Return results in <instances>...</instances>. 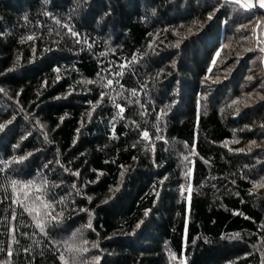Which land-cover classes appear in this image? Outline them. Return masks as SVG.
I'll return each instance as SVG.
<instances>
[{"label":"trees","instance_id":"obj_1","mask_svg":"<svg viewBox=\"0 0 264 264\" xmlns=\"http://www.w3.org/2000/svg\"><path fill=\"white\" fill-rule=\"evenodd\" d=\"M262 48L229 0H0V264H264Z\"/></svg>","mask_w":264,"mask_h":264},{"label":"snow or ice","instance_id":"obj_2","mask_svg":"<svg viewBox=\"0 0 264 264\" xmlns=\"http://www.w3.org/2000/svg\"><path fill=\"white\" fill-rule=\"evenodd\" d=\"M229 2L238 5L240 8H243V9L246 10V11H247V10H251V9L257 7V6H258L259 8H261V9H264V0H255V3H253V0H229ZM212 18H213V14H210L209 17H208V19L211 20ZM57 23H59V21H57ZM259 23H260V22L258 21L257 24H259ZM65 27H68V31H69V33H70L73 37H78V36H79V34H78L77 32H75L71 27H69V26H67V25H65ZM24 39H26V40H28V41H31V40L34 39V37H33L32 35H29V36H27V37L24 38ZM22 42H24V41L22 40ZM77 43H80V40H79V39H77ZM175 46L178 47V46H179V43H177V45H175ZM261 51L264 52V48H262ZM217 55H219V53H217ZM213 63H215V60L213 61ZM19 66H20V64H19V58H18L17 61H16V64L14 65V67H19ZM126 66H127V65H121L122 68H123V67H126ZM12 70H13V69H9V71H12ZM56 71H59V69H56ZM120 74H121V73H117V75H120ZM57 79H59V77H57ZM248 79H252V77H249ZM85 83H91V81H85ZM112 83H113V81L109 79V80L107 81V83L104 84L103 86H104V87H109V86L112 85ZM134 94H135V93H134ZM262 99H264V97H262ZM113 103H114L115 106L119 109V112L117 113V115L119 116L121 113L124 112V109H123V107H121L119 104H116V103H115V99H114V98H113ZM234 103H238V102H234ZM164 115H166V112L162 109V110H161V113H160L159 115H157V120H161V119H163V116H164ZM89 117H91V113H89ZM121 118H123V117L121 116ZM63 119H64V118L61 117V121H63ZM9 123H10V122H9ZM3 127H4L3 125H0V130H2ZM45 138L47 139L46 136H45ZM142 139H144V140H148V139H149V133H148L147 130H145V131L142 133ZM157 139H161V137H157ZM234 142H235V141H234ZM253 143H255V142H253ZM30 155H32V154L29 153V156H30ZM25 159H27V157H18V158H17V157H14L12 162L19 163V162H22V161L25 160ZM0 170H2V169H0ZM74 174L78 175V173H74ZM100 175H102V173H101ZM123 176H124V173L121 172V179H123ZM12 185H13V188H15V181L12 182ZM46 187H47V181H44V182H42V184H41L40 186H38V187L36 188V191H37V192H41V196H37L36 199L41 201V204L43 205V207H44L45 209L51 207V205H50L49 203H47V202H45V201L42 200V191H41V190L44 189V188H46ZM73 187H76V185H73ZM115 191H119V189L117 188ZM182 191H183V186H182ZM105 203H107V201H105ZM26 210H28V209H26ZM29 211H30V210H29ZM81 211H86V210H85V209H81ZM37 215L39 216L40 213H37ZM44 215H46V216H50V217H51L50 222H51V221L59 222V219L63 216V213H57L56 215H51V213H47V212H46ZM147 215H148V213L145 212V216H147ZM89 217H90V219H89V222H88V224L86 225V227L91 228L92 225H91V213H90V212H89ZM13 218H15V217H13ZM33 219H34L35 222H36V227L39 228L40 231L43 233L44 230H45L46 225L43 224L41 220L36 219V217H34ZM141 223H142V222H141ZM136 227L139 228V227H140V224H137ZM238 237H239V233H235V234H233V235H232L231 237H229V238H238ZM84 243L87 244L88 241L85 240ZM82 251L87 252L88 249H87V248H83ZM8 254L11 255V252H9ZM172 258H173V259L176 258L175 254H172ZM60 259H61L62 261H64V257H63V256H61ZM94 264H99V258H98V257L96 258Z\"/></svg>","mask_w":264,"mask_h":264},{"label":"water","instance_id":"obj_3","mask_svg":"<svg viewBox=\"0 0 264 264\" xmlns=\"http://www.w3.org/2000/svg\"><path fill=\"white\" fill-rule=\"evenodd\" d=\"M254 3H255V0H254ZM251 10L254 11V12H261V13L264 14V9H261V8H259L258 6L255 7V8H253V9H251ZM262 65H263V73H264V60H263Z\"/></svg>","mask_w":264,"mask_h":264},{"label":"bare ground","instance_id":"obj_4","mask_svg":"<svg viewBox=\"0 0 264 264\" xmlns=\"http://www.w3.org/2000/svg\"><path fill=\"white\" fill-rule=\"evenodd\" d=\"M18 136H19V135H18ZM18 136H17V137H18ZM14 138H15V137H14ZM19 138H20V136H19Z\"/></svg>","mask_w":264,"mask_h":264},{"label":"rangeland","instance_id":"obj_5","mask_svg":"<svg viewBox=\"0 0 264 264\" xmlns=\"http://www.w3.org/2000/svg\"><path fill=\"white\" fill-rule=\"evenodd\" d=\"M253 3H254V0H253ZM264 60V59H263Z\"/></svg>","mask_w":264,"mask_h":264}]
</instances>
